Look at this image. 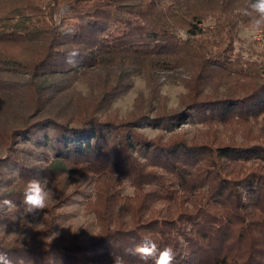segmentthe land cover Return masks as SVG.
<instances>
[{
	"label": "trees",
	"instance_id": "trees-1",
	"mask_svg": "<svg viewBox=\"0 0 264 264\" xmlns=\"http://www.w3.org/2000/svg\"><path fill=\"white\" fill-rule=\"evenodd\" d=\"M247 6L0 0V200L22 205L32 178L54 193L47 227L0 238V252L13 264H154L126 251L148 238L174 264H264V29L262 43L240 39ZM180 69L171 105L160 74ZM136 76L147 92L120 111ZM86 176L94 232L50 237L53 208Z\"/></svg>",
	"mask_w": 264,
	"mask_h": 264
},
{
	"label": "rangeland",
	"instance_id": "rangeland-1",
	"mask_svg": "<svg viewBox=\"0 0 264 264\" xmlns=\"http://www.w3.org/2000/svg\"><path fill=\"white\" fill-rule=\"evenodd\" d=\"M262 32L253 31L251 28L242 26L240 32V39L242 41L255 40L256 42L262 43L261 40ZM263 39V37H262ZM254 41V42H255ZM237 46L240 42H234ZM238 49L236 50V53ZM185 70V69H184ZM183 69L175 71L161 72V79L159 80L160 91L165 94L168 98V102L173 105L177 104V96L182 92V85L184 81L189 77ZM131 83V87L125 92L119 100L116 102V108L120 111L127 112L132 108V101L138 95L145 94L146 83L142 77L136 76ZM9 98L5 95L0 94V120L4 122L5 110L8 108L7 102ZM5 153L3 146L0 144V156ZM83 187L80 194H74L70 196L65 202L56 204L53 208L51 215L53 217V232L48 233L50 237L56 236L58 234L68 235L73 233H79L80 231L85 234L93 233L95 218L91 210V203H93V198L95 196V181L91 176H86L83 178ZM51 202V200H50ZM23 206L20 205L17 208L8 209L0 213V238L4 240H9L14 237L20 239L31 237L37 230H41L46 226V219L49 214L39 212L35 216L24 215L22 211ZM91 231V232H89Z\"/></svg>",
	"mask_w": 264,
	"mask_h": 264
},
{
	"label": "clouds",
	"instance_id": "clouds-1",
	"mask_svg": "<svg viewBox=\"0 0 264 264\" xmlns=\"http://www.w3.org/2000/svg\"><path fill=\"white\" fill-rule=\"evenodd\" d=\"M70 9L62 7L57 11V21L68 15ZM244 14L252 17V30L259 31L264 29V0H248V6L244 10ZM66 34H71L68 32ZM78 49H73L68 52L66 64L75 66L77 64ZM82 94L86 95V91L79 89ZM54 193L49 187V182L46 179L32 178L28 180L23 190L22 211L24 215L35 216L39 212L45 210L48 203L52 199ZM10 199L0 200V208H17ZM131 255L138 256L143 261H148L150 258H155L154 264H174L175 252L171 247H165L162 250L158 249L157 244L151 239L145 238L142 242L134 245V247L126 250ZM0 264H13V261L4 252H0ZM114 264H124L121 257H116Z\"/></svg>",
	"mask_w": 264,
	"mask_h": 264
}]
</instances>
